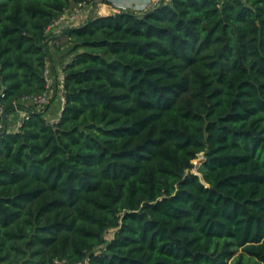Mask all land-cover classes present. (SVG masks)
<instances>
[{"label":"trees","instance_id":"trees-1","mask_svg":"<svg viewBox=\"0 0 264 264\" xmlns=\"http://www.w3.org/2000/svg\"><path fill=\"white\" fill-rule=\"evenodd\" d=\"M82 1L109 3L0 0V121L29 115L0 134V264H264V0L64 29L51 123L19 100L45 88L47 26Z\"/></svg>","mask_w":264,"mask_h":264},{"label":"built area","instance_id":"built-area-1","mask_svg":"<svg viewBox=\"0 0 264 264\" xmlns=\"http://www.w3.org/2000/svg\"><path fill=\"white\" fill-rule=\"evenodd\" d=\"M94 1L98 2L99 0H94ZM114 1H116V5L114 7L115 12L126 11L127 7L125 5H119L120 0H108L109 3H105V4L109 5L110 2L112 3ZM123 1L133 3L134 1H137V0H123ZM166 1H169V0H140L139 5L133 4V10L150 9L152 7L159 5L160 3H165ZM94 5L95 4L91 1L90 2L82 1V2H77L72 7L66 8L61 15L53 19L51 23L47 26L45 30L46 42L48 40L49 35L51 34V31H54V34H56V37L53 38V40L51 41V44L55 48H58L60 50L65 49L67 47L66 44L65 45L61 44V41L58 39V37L61 34H63L64 29L69 28L71 26V23L75 21L77 18H79V16H81L86 11L87 7L89 6L92 7ZM56 73L57 75L54 73L52 67L48 66L46 62V67L44 69V79H45L44 90L39 94H36L33 96H24L20 98L19 104H21L22 106L32 105V106H35V108L37 109H41L45 105L47 106L48 104H50L51 99L57 97V94H56L57 91H60L59 99L61 103H63L64 102L63 67L59 70H56ZM55 78H56V81H55ZM16 110H21V115L15 123V128L17 130V128L21 125V123L24 120L28 119L29 115H28V112L23 109L16 108ZM58 117L56 119H50L49 121L51 123H55L58 120ZM4 121L6 125V119L3 118V123L0 121V129L1 128L3 129Z\"/></svg>","mask_w":264,"mask_h":264},{"label":"crops","instance_id":"crops-1","mask_svg":"<svg viewBox=\"0 0 264 264\" xmlns=\"http://www.w3.org/2000/svg\"><path fill=\"white\" fill-rule=\"evenodd\" d=\"M140 0L134 1L133 3L130 2H126L123 0H120L119 5H125L127 7L126 11H132L134 13H142L148 9H135L133 10V4H137L139 5ZM74 4H70L69 7H72ZM116 5V1L114 2H110V4H105V3H99V4H95L94 6H89L87 7L86 11L79 16V18H77L75 21H73L71 23L70 27H77L79 25H81L83 22H85L88 18H94L96 16H105V15H110L115 13L114 7ZM56 37V34H54V31H51V34L48 37L47 40V47H48V60H47V65L52 67L54 73L57 75L56 70L61 69L67 62L68 57H62L65 49L60 50L58 48H55L52 44L51 41L53 40V38ZM58 39L61 41V44L68 46V38L61 34ZM56 81V78H55ZM57 97H55L50 105L49 108L47 110V112L45 113V118H47L48 120L50 119H56L58 117V115L60 114V111L62 109V105L63 103H61L60 99H59V95H60V91L56 92ZM21 115V110H15L13 113H10L9 115H7L6 117V128L7 130L10 131H16L15 128V123L17 121V119L20 117Z\"/></svg>","mask_w":264,"mask_h":264},{"label":"rangeland","instance_id":"rangeland-1","mask_svg":"<svg viewBox=\"0 0 264 264\" xmlns=\"http://www.w3.org/2000/svg\"><path fill=\"white\" fill-rule=\"evenodd\" d=\"M66 48H67V47H66ZM203 158H204V156H202V154L199 155V156L193 161L194 166L197 167L198 164L200 163V161H201ZM192 171H195V168H192ZM105 235H106V237H107V239H108V238H110V235H111V234H110V232H109V233H106Z\"/></svg>","mask_w":264,"mask_h":264},{"label":"water","instance_id":"water-1","mask_svg":"<svg viewBox=\"0 0 264 264\" xmlns=\"http://www.w3.org/2000/svg\"><path fill=\"white\" fill-rule=\"evenodd\" d=\"M6 131V125H5V121H4V126H3V129L2 131L0 132V134L4 133Z\"/></svg>","mask_w":264,"mask_h":264}]
</instances>
